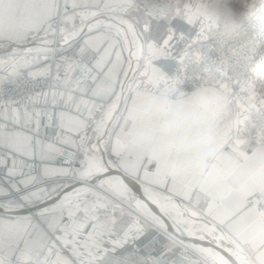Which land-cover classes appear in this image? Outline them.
<instances>
[{
  "label": "crops",
  "instance_id": "crops-1",
  "mask_svg": "<svg viewBox=\"0 0 264 264\" xmlns=\"http://www.w3.org/2000/svg\"><path fill=\"white\" fill-rule=\"evenodd\" d=\"M180 2L193 24L167 33L133 0H0V57L32 75L47 72L49 50L56 58L48 96L0 106V197L23 191L20 204L0 203V264H264L249 203L264 206V145L234 138L242 114L226 91L160 88L213 15L208 0ZM57 16L73 30L55 36ZM254 74L244 93L257 86L263 101L264 59ZM162 97L175 122L149 110ZM87 137L75 165H61L59 148Z\"/></svg>",
  "mask_w": 264,
  "mask_h": 264
},
{
  "label": "built area",
  "instance_id": "built-area-1",
  "mask_svg": "<svg viewBox=\"0 0 264 264\" xmlns=\"http://www.w3.org/2000/svg\"><path fill=\"white\" fill-rule=\"evenodd\" d=\"M138 3L154 20L164 21L167 31L171 32L177 28L175 22L185 23L190 14L187 6L181 3L175 5L167 0H138ZM239 17V21H245V26L238 35L225 26L223 17H218L215 25L221 24L220 26L205 28L196 39L187 44L167 78V81L175 83L173 95L182 94L186 85L198 87L201 84L224 86L239 95L248 84L250 72L254 68L257 57L254 41L262 39V35H257L256 38L251 36L247 29L246 17L244 15ZM53 87V75L31 78L17 71L8 83L0 88V106L42 97L49 94ZM239 98L243 100L245 117L237 136L251 138L264 145V101L253 102L245 95H239ZM25 108L30 109L31 106L26 104ZM85 145L86 141L83 143V146ZM78 155V149L63 145L58 150V161L61 165L72 168ZM67 180L74 183L77 178L72 175ZM0 183L6 187L1 178ZM22 192H9L8 195L0 197V203L19 200L18 196ZM254 202L264 226V207H261L257 200ZM194 255L197 259L202 258L196 253Z\"/></svg>",
  "mask_w": 264,
  "mask_h": 264
},
{
  "label": "rangeland",
  "instance_id": "rangeland-1",
  "mask_svg": "<svg viewBox=\"0 0 264 264\" xmlns=\"http://www.w3.org/2000/svg\"><path fill=\"white\" fill-rule=\"evenodd\" d=\"M196 1H200V0H196ZM133 2H134V4L137 7H139V9L148 18H150V20H152L155 23L163 24L165 26V30H166L167 33H175L176 32L177 28L173 32L167 31L165 22L164 21H156V20H154L152 18V16L148 13V11L140 6V4L138 3V0H133ZM167 2L175 4V5H176V3H181L182 5H184V3L180 2V0H167ZM185 2H188V0H185ZM208 2H209V5L212 6L211 9H219L221 13H222L223 9L226 8V7H230L231 9L234 10V12L236 14V21H237L238 27L235 30H231V31L236 32V33H234L235 35H238V32H240L245 26V21H239L240 20V17H239L240 15H244L246 17V21H248L247 29H248V32H249V34L251 36L256 38L257 35H262V39H259L258 41H254V44H253L254 47H256V55H257V57L255 59L254 68H252V70L250 72L251 73V77L249 79L248 84L239 93V95H245L247 99H250V101H253V102L261 101L258 97L255 96V94L253 92V90H255V91L259 90L257 88V86H254V89H252L249 92V94L244 93V92L246 91V88L249 85H251L249 87H251V88L253 87V82H255V78H254L255 66H257L258 63L262 59H264V0H208ZM185 6H187V5L185 4ZM117 10L123 13V12L128 10V7L126 5H122ZM189 10H190V8H189ZM190 13H191V10H190ZM218 17H223V16L221 14H215V15L213 14L212 18L206 19V20H202V21L199 22L198 30L196 32V35L191 37L187 41V43L185 44V46L182 49V51L175 57L174 65L171 68V70L168 73H165V74L160 76L159 84H160L161 91H163L168 96L173 97V98L181 97L184 94H186L189 90L197 91V90H199L201 88H204V87H215V88L221 89L222 91H226L227 93H229L231 95V97L234 99V101L238 104V107H239V109L241 111V114H242L241 116H242V122H243L244 117H245L244 116L243 106H242V103H243L242 101L243 100H240L239 95L235 91L230 90V89H228V88H226L224 86L217 85V84H201L198 87H193L191 85H186L184 87V90H183L182 94H180L178 96H175V95L172 94V91H173V89L175 87V83L172 82V81H167L168 76L172 73V71H173V69H174V67L176 65L177 59L181 56V53L184 52L187 44H189L190 41L196 39L200 35V32L203 31L205 28H209V27H212V26H220L221 24L215 25ZM189 19H190V14H189L188 20L185 21V24L188 23V22L193 24L192 20L189 21ZM181 23L182 22H175L177 27H178V24H181ZM54 30H55V36H63L65 34L71 32L73 29H71L70 27L65 25L64 22L62 21L61 17L57 16L55 18V21H54ZM226 30L229 31L230 29L229 30L226 29ZM44 39H48V37L47 38L40 37V38L37 39V41L38 40H44ZM54 54H55L54 50H49V52H48V55H49V60H48L49 61V68H48L47 72L45 74H33V75L28 73L25 68L18 67L17 66L18 62L14 61V60L10 61L7 58H3V57L1 58L0 57V76L3 79L8 76L6 78V80L4 81V83L0 84V88H1V86H3L6 83H8V81L13 77V75L17 71L21 72V73H24V74H26L27 76H29L31 78L39 77V76L53 75V84H54V87H55V85H56V82H55V75H56V72H55V60H56V58H54ZM53 88L50 90L49 94L52 92ZM49 94L43 95V96H48ZM248 96H251V98H249ZM263 101H264V99H263ZM241 126H242V123H241V125H239L237 130L234 132V135H233L234 138L235 139H251V138H239L237 136V134L239 132L238 130L241 128ZM251 140H253V139H251ZM85 141H86V145L83 146V144H82L81 148L78 149V151H80V150L84 151L87 148L88 137L83 141V143ZM259 144H261V143H259ZM18 197H20V195ZM254 200H257V197H251L249 199V203H250V205H252L253 207L256 208ZM14 201L19 203V204L21 203L20 199L19 200L13 199V200H11L9 202H14ZM110 205H111L110 202L107 203V207L110 206ZM261 207H264V206L261 205ZM132 247L135 248L136 245L133 244ZM243 248H244V250L247 252V254L249 256L253 255L254 251L252 250V248L248 244H245L243 246ZM182 251H183L182 254H185V250H182ZM194 252H196V251H194ZM195 259H197V258H195ZM170 260H173V258H171ZM27 262H31V263L35 264L32 261H27ZM27 262H23V263H27ZM23 263H20V264H23Z\"/></svg>",
  "mask_w": 264,
  "mask_h": 264
},
{
  "label": "clouds",
  "instance_id": "clouds-1",
  "mask_svg": "<svg viewBox=\"0 0 264 264\" xmlns=\"http://www.w3.org/2000/svg\"><path fill=\"white\" fill-rule=\"evenodd\" d=\"M213 14H221L223 16V20L225 23V26L230 30H235L238 27L237 21H236V14L233 9L230 7H226L223 9L222 13L219 9H214ZM150 111H158L164 113V115L172 122H175L178 119V115L172 111V105L171 102L167 99V97H162L159 99H153L149 105ZM210 137L205 139L204 146L207 148L208 144L210 143ZM211 158V153L207 154L206 159H202L200 161L201 169H203L204 165L207 162V159Z\"/></svg>",
  "mask_w": 264,
  "mask_h": 264
},
{
  "label": "water",
  "instance_id": "water-1",
  "mask_svg": "<svg viewBox=\"0 0 264 264\" xmlns=\"http://www.w3.org/2000/svg\"><path fill=\"white\" fill-rule=\"evenodd\" d=\"M133 31H134V30H133ZM157 223H158V224H161V223H159L158 221H157ZM151 224H153L155 227L159 228L157 224H154L153 222H152ZM159 229H160L161 231H163L166 235H168V236L172 237L173 239L178 240V241L180 242V240H179L176 236H174L173 234H171V233L168 232L167 230H165V229H163V228H159ZM169 231H171V230H169ZM175 234H176V233H175Z\"/></svg>",
  "mask_w": 264,
  "mask_h": 264
},
{
  "label": "bare ground",
  "instance_id": "bare-ground-1",
  "mask_svg": "<svg viewBox=\"0 0 264 264\" xmlns=\"http://www.w3.org/2000/svg\"><path fill=\"white\" fill-rule=\"evenodd\" d=\"M66 182L69 183V184H73L72 182H70V181H68V180H66ZM59 198H60V197H59ZM56 201H57V200H56ZM59 201H60V200H59ZM59 201H58V202H59ZM56 203H57V202H56ZM51 204H52V203H51ZM62 204H63V203H62ZM62 204H61V205H62ZM55 205H56V204H55ZM55 207H56V206H55ZM58 208H59V207H58ZM53 209H54V207H53ZM141 215H142V214H141ZM145 216H146V218H149V217L147 216V214H145ZM145 216H144V217H145ZM147 220H148V219H147ZM148 221L150 222V220H148Z\"/></svg>",
  "mask_w": 264,
  "mask_h": 264
}]
</instances>
